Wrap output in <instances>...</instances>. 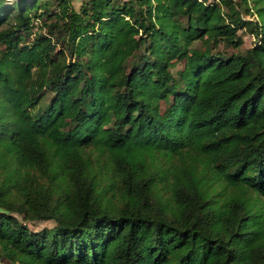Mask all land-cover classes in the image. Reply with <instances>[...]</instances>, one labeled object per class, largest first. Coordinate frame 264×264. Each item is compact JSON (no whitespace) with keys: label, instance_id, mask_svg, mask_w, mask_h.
Wrapping results in <instances>:
<instances>
[{"label":"trees","instance_id":"1","mask_svg":"<svg viewBox=\"0 0 264 264\" xmlns=\"http://www.w3.org/2000/svg\"><path fill=\"white\" fill-rule=\"evenodd\" d=\"M0 261L264 264V0H0Z\"/></svg>","mask_w":264,"mask_h":264},{"label":"rangeland","instance_id":"2","mask_svg":"<svg viewBox=\"0 0 264 264\" xmlns=\"http://www.w3.org/2000/svg\"><path fill=\"white\" fill-rule=\"evenodd\" d=\"M82 2H83L82 0H74V6L76 8H80ZM243 39H244V45L242 47V50L250 48L254 44L253 37L249 33L243 34ZM180 67H181V65L179 66V68ZM53 226H54V222H51V221L38 222V223H28V227L30 229L36 230V231L43 230L45 228H52ZM0 264H7V263L0 261Z\"/></svg>","mask_w":264,"mask_h":264},{"label":"built area","instance_id":"3","mask_svg":"<svg viewBox=\"0 0 264 264\" xmlns=\"http://www.w3.org/2000/svg\"><path fill=\"white\" fill-rule=\"evenodd\" d=\"M82 1H84V2H85V1H90V0H82Z\"/></svg>","mask_w":264,"mask_h":264}]
</instances>
